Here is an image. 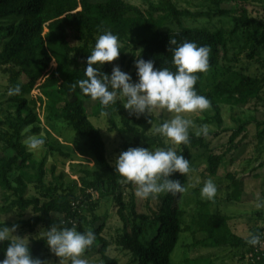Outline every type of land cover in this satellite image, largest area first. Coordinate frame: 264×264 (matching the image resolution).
<instances>
[{
    "label": "trees",
    "instance_id": "1",
    "mask_svg": "<svg viewBox=\"0 0 264 264\" xmlns=\"http://www.w3.org/2000/svg\"><path fill=\"white\" fill-rule=\"evenodd\" d=\"M177 1H148L147 9L142 11L125 0H0V39L3 41L0 73L7 77V88H21L20 94L7 98L13 112L5 119L6 127L0 130V189L4 195L10 194L15 198L14 206L22 211L30 209L33 214L29 220L5 223L6 226L16 224L32 230L36 226L46 229L56 225L75 227L79 232L92 231L95 233L94 243L84 254L100 255L104 264H118L115 259L106 257L109 243L102 237L104 225L94 226L97 219L94 211L98 205L94 197L102 192L114 200L123 225L116 242L129 254V263L172 264L171 255L180 235L188 230V227H182L179 209L182 193L155 196L157 210H151L150 215L138 213L134 196L131 195L129 200L125 198V193L136 186L121 183V177L115 173L114 164L107 158L101 131L86 113L88 103L95 102L96 116L104 111L109 113L105 117L109 130L117 129L115 116L118 114L122 126L118 129L120 132L133 135L135 140L143 139L147 146L164 149L171 146L161 136L150 134L155 122L151 115L137 118L119 103L105 108L98 100L83 96L79 88L72 90L71 85L84 78L87 57L105 30L119 37L121 63L127 50L140 48L139 59L152 60L156 68L167 67L173 71L168 45L170 38H175L178 43L190 41L198 46H209V69L206 73L196 74L199 78L195 90L211 102V107L201 112L202 122L221 128L222 105L229 106L231 110H248L252 116L238 117L237 128L222 129V136L219 133L198 136L189 131V142L179 145L176 151L189 161L191 170L182 176L174 174L171 179L180 180L186 187L190 175L197 169L196 161L201 158L206 163L205 172L209 176L218 175L220 168L227 165V154L237 152L243 146L244 140L241 143L235 140L241 133H246L249 125H253L257 139L264 135V77L250 76L228 65L229 45L237 34L243 40L240 52L247 50L248 59L256 57V50H264V5L253 8L249 0H207L205 10L192 12L180 8ZM214 16L227 17L231 28L220 24L209 27L184 23L186 19H210ZM9 19H15V22L8 23ZM240 52L235 55L234 62ZM132 78L136 80L135 67ZM205 80L211 82L208 88L203 86ZM259 106L263 108L262 112ZM54 122H63L83 139L84 148L98 166V174L91 176L86 172L82 188L58 189L48 177L50 172L44 167L46 154L54 151L55 147L41 134L45 125ZM33 135L45 140L42 147L44 155L40 159L25 144ZM213 139L225 141L221 144L227 145L223 153H213ZM130 147H137L136 143L122 145L125 151ZM263 166L264 162H259L237 179L227 173L231 181L229 187L234 188V200L238 199L243 179ZM30 185L43 192L41 199L27 197ZM155 197L147 198V203ZM215 204L197 203V230L205 235L199 244L209 248L240 249L242 256L250 254L254 245H250L248 240L264 231V219L261 227L251 229L250 235H240L231 230L228 216L212 213L211 207ZM82 205L90 210V218L81 210ZM128 206L131 210L125 216ZM44 246L41 237L30 240L32 256L41 259ZM6 247L7 242L0 244V259L4 258ZM249 261V264L255 263Z\"/></svg>",
    "mask_w": 264,
    "mask_h": 264
},
{
    "label": "rangeland",
    "instance_id": "2",
    "mask_svg": "<svg viewBox=\"0 0 264 264\" xmlns=\"http://www.w3.org/2000/svg\"><path fill=\"white\" fill-rule=\"evenodd\" d=\"M127 3L138 7L140 10L145 11L147 9L148 1L156 0H125ZM207 0H178L177 4L180 8L189 9L192 12L205 10ZM252 7H259L264 5V0H249ZM229 7V6H227ZM15 22V19H9L8 23ZM187 26H201L206 25L209 27L223 25L227 28H231V23L227 17L214 16L210 19L199 18L196 20L186 19L184 21ZM0 39V48L2 44ZM243 43L242 36L237 34L231 39L228 65L231 68L240 69L245 74L254 77H264V50H256V57L254 59H248L246 57L247 50L240 52V47ZM122 47V45L120 44ZM240 54L237 57V53ZM141 49L127 50L125 52V60L121 63V56L111 64H105L100 68V71L106 74H111L113 66L118 65L122 71L129 73L132 76L135 60L139 58ZM130 62V63H129ZM229 62V61H228ZM232 62V63H231ZM129 63V64H128ZM133 79V78H132ZM133 82L135 80L133 79ZM211 85L209 80H205L203 86L208 88ZM7 77L0 73V130H3L5 126V119L9 114L13 112L7 98L9 97ZM123 106L124 100L117 98V102ZM95 102H89L86 113L89 115L91 122L100 129L102 138L106 145L107 158L114 164L115 158L125 151L122 148L123 143L135 144L137 147L148 148L149 150H156L158 148L147 146V143L143 139L137 138L127 133H122L118 129H121L120 116L116 114L115 122L117 129L109 130L106 119L101 114L95 115L94 112ZM263 108L259 106V111ZM262 112V111H260ZM151 115L155 122L150 134L161 136L155 132V128L161 126L164 122L174 118L175 113H169L163 109H153L148 113ZM184 118L193 121L189 131L197 135L201 127L207 125L209 133H219L223 135L222 129H236V119L241 116L250 117L252 112L248 110L242 111L240 108H231L227 105L221 106V117L223 124L221 128L215 124H205L202 122L201 112L185 113L182 114ZM260 117V114L259 116ZM255 129L253 125L247 127L246 133L243 132L235 140V142H242V146L237 152L232 151L227 154L225 161L227 165L221 167L218 175L209 176L205 171L206 163L203 158L198 159L197 169L190 175L186 188L187 192L182 193L179 200V209L182 212V227H188L187 231H184L178 240V243L171 255L172 264H205V261H209V264H249L248 254L242 256V250L229 249L223 247L209 248L199 241L205 238L203 233L197 230V216L199 213L198 201L202 202H216L212 205L211 210L214 214L226 215L229 217V226L234 233L240 235H250L251 229L254 227H261L264 219V168L257 169L252 172L249 177L243 179V183L240 186V191L237 195L238 199L234 200L232 192L234 188H230V179L227 177V173H231L234 178L243 177L253 167L257 166L259 162H264V135L261 139H257L255 136ZM52 146L55 147L54 151L46 154L45 169L50 172L49 179L52 184L58 189H64L70 187L78 189L83 187L84 178L86 172L94 176L99 173L98 166L93 159L92 155L87 151L84 146V140L77 137L63 122H54L47 124L43 127V133L41 134ZM199 136V135H198ZM162 137V136H161ZM245 137V138H243ZM166 142V139L162 137ZM212 145L214 147L213 153L220 154L226 150V146L221 144L225 141L223 139H213ZM170 145L171 148L176 150L178 146ZM37 159H40L44 155L43 148L38 151H32ZM245 166V168H244ZM264 167V166H263ZM244 168V169H243ZM51 177V178H50ZM211 179L217 186V193L212 200L202 198L201 188L204 183ZM125 184V183H124ZM137 188L133 187L125 193L126 200H129L131 195L134 196V202L138 213H145L150 215L151 210L156 211L158 208V200L155 197L149 203L147 199H140L136 197L135 192ZM91 191V190H90ZM42 191L35 189L32 185L29 186L27 197L42 198ZM98 203L94 215L97 217L94 220V226L97 228L99 225H104L102 237L109 243V247L106 252V257L115 259L118 264H130V256L124 251L118 244L117 238L122 233V222L117 214V208L114 206V200L112 196L100 193L96 194L94 199ZM15 198L10 194L4 195L3 190L0 189V223H16L17 221L29 220L33 214L30 209L20 210L14 206ZM260 205V206H258ZM81 210L90 218V210L85 205L81 206ZM131 207L128 206L125 211V216L129 214ZM43 229L41 226H36L32 230H27L21 226L18 227L15 235L29 236L32 239L40 238L39 232ZM42 260H47L50 264H59L58 258L53 256L46 245L42 249ZM82 258L86 259L88 264H104V259L100 255L83 254ZM69 264V262H66ZM255 264V263H254Z\"/></svg>",
    "mask_w": 264,
    "mask_h": 264
},
{
    "label": "clouds",
    "instance_id": "3",
    "mask_svg": "<svg viewBox=\"0 0 264 264\" xmlns=\"http://www.w3.org/2000/svg\"><path fill=\"white\" fill-rule=\"evenodd\" d=\"M169 50L172 53L171 64L174 71L164 67L156 68L152 60L136 59V80L113 66L111 74L100 71L105 64H111L121 54L119 37L110 30L103 31L96 40L95 46L86 60L84 78L71 85L72 90L79 88L83 96L93 101H99L107 108L117 102V98L124 100L123 108L137 118L146 115L153 109L167 110L175 113L174 118L155 128V132L166 139V142L179 146L189 142V128L193 121L184 118L182 114L203 112L211 107L209 99L199 95L195 90L198 80L197 73H206L209 69V46H198L195 42L184 41L178 43L170 38ZM19 86L9 90L8 95L20 94ZM102 116L109 113L104 111ZM207 125L201 127L197 135L207 136ZM29 151L42 149L45 140L39 136H30L25 141ZM190 163L183 156L178 155L173 148H128L114 160V171L121 177V183H132L136 186V197L147 199L160 194L185 193L188 189L180 180L171 179L174 174L181 176L190 172ZM217 193V186L207 180L201 188L202 198L212 200ZM260 206V205H258ZM18 225L6 226L0 223V244L7 242L0 264H50L47 260L34 258L29 247V236L15 235ZM49 252L58 258L59 264H88L82 258L85 251L92 246L95 233L92 231L79 232L75 227H58L51 225L39 232ZM259 236H250L248 243L256 245Z\"/></svg>",
    "mask_w": 264,
    "mask_h": 264
},
{
    "label": "built area",
    "instance_id": "4",
    "mask_svg": "<svg viewBox=\"0 0 264 264\" xmlns=\"http://www.w3.org/2000/svg\"><path fill=\"white\" fill-rule=\"evenodd\" d=\"M257 236H259L260 241L253 246L252 252L248 254L249 260L255 263H264V231Z\"/></svg>",
    "mask_w": 264,
    "mask_h": 264
}]
</instances>
